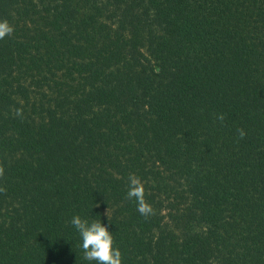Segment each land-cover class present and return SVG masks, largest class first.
I'll use <instances>...</instances> for the list:
<instances>
[{
  "label": "trees",
  "instance_id": "trees-1",
  "mask_svg": "<svg viewBox=\"0 0 264 264\" xmlns=\"http://www.w3.org/2000/svg\"><path fill=\"white\" fill-rule=\"evenodd\" d=\"M5 19L0 264H97L74 215L122 264H264V0H0Z\"/></svg>",
  "mask_w": 264,
  "mask_h": 264
},
{
  "label": "clouds",
  "instance_id": "clouds-1",
  "mask_svg": "<svg viewBox=\"0 0 264 264\" xmlns=\"http://www.w3.org/2000/svg\"><path fill=\"white\" fill-rule=\"evenodd\" d=\"M14 32V28L9 22L0 20V39L5 36H10ZM19 115V110L17 111ZM217 119L223 122L224 114H219ZM241 139L246 135L244 129H237ZM4 169L0 167V177H3ZM128 191L126 197L129 200L134 199L137 204V211L145 218L154 214V209L145 200V189L141 179L133 174L128 177ZM6 191L0 187V192ZM71 224L78 231L82 239L83 258L88 261H96L97 264H122V254L119 248L114 247V240L108 227L102 224L101 221L93 220L89 222L87 219H82L79 215H74L71 218Z\"/></svg>",
  "mask_w": 264,
  "mask_h": 264
}]
</instances>
